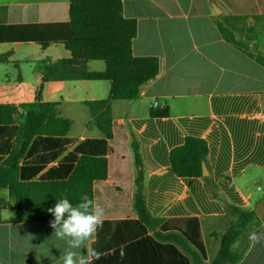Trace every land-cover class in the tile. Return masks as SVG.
I'll list each match as a JSON object with an SVG mask.
<instances>
[{"label": "crops", "instance_id": "crops-1", "mask_svg": "<svg viewBox=\"0 0 264 264\" xmlns=\"http://www.w3.org/2000/svg\"><path fill=\"white\" fill-rule=\"evenodd\" d=\"M69 10V0H0V25L15 27L24 36L0 43V55L11 52L9 62L0 63V104L33 102L41 83L35 67L71 57L63 43L42 47L36 42L48 39L56 24L68 22ZM122 11L137 23L134 56L159 60L158 75L142 85L137 99L112 102L113 119L129 136L132 177L139 170L131 149L135 136L148 210L164 220L198 217L209 263L230 220L222 218L225 206L203 178H180L172 172L170 152L187 135L204 138L208 172L222 196L247 209H255L264 198V0H124ZM98 61H89V70L104 71L106 63ZM109 91L108 80L43 83V100L59 101L60 116L73 122L68 136L74 144L64 155L85 138L102 137L96 127H89L84 102L106 98ZM165 106L169 116H150L152 107ZM251 231L264 233V218L253 221L232 245L233 251L243 253L233 264H264V242L253 245ZM53 232L50 222L0 223V264H60L67 245ZM99 233L106 238L102 227L87 242L89 248Z\"/></svg>", "mask_w": 264, "mask_h": 264}, {"label": "trees", "instance_id": "trees-1", "mask_svg": "<svg viewBox=\"0 0 264 264\" xmlns=\"http://www.w3.org/2000/svg\"><path fill=\"white\" fill-rule=\"evenodd\" d=\"M123 1L69 0L70 20L56 24L48 39L36 42L42 47L63 43L71 57L48 59L35 67L41 83L33 102L0 104V223L50 222L54 217L47 210L57 199L66 195L76 204L87 194L101 206H110L104 216L113 218L103 219L106 238L99 233L92 243V249L102 256L93 258L91 264L236 263L243 253L233 251L232 245L259 218L255 209L228 202L210 174L203 175L209 153L204 138L187 135L182 145L171 150L169 159L176 176L203 178L211 195L225 206L222 218L230 224L209 263L198 217L164 220L148 210L140 143L135 136L131 149L139 170L135 179L132 177L129 136L124 125L113 119L112 102L137 99L142 85L158 75L159 60L134 56L137 23L124 17ZM17 31L0 25V43L23 38ZM10 55H0V63L9 62ZM92 60L104 61L106 69L89 70ZM66 80H108L110 91L106 98L84 102L91 116L89 127H96L102 137L85 138L64 155L74 144L68 136L73 122L60 116L59 101H44L41 90L44 82ZM169 115L168 106L150 109L152 117ZM5 210L16 217L4 218Z\"/></svg>", "mask_w": 264, "mask_h": 264}, {"label": "clouds", "instance_id": "clouds-1", "mask_svg": "<svg viewBox=\"0 0 264 264\" xmlns=\"http://www.w3.org/2000/svg\"><path fill=\"white\" fill-rule=\"evenodd\" d=\"M47 211L54 217L50 221L53 236L67 245L58 259L60 264H91L92 258H101L102 253L89 248L87 243L102 227L105 210L100 204L87 194L80 197V202L73 204L65 195ZM248 239L253 245L259 244L264 242V233L251 231ZM82 249L86 251H80Z\"/></svg>", "mask_w": 264, "mask_h": 264}, {"label": "water", "instance_id": "water-1", "mask_svg": "<svg viewBox=\"0 0 264 264\" xmlns=\"http://www.w3.org/2000/svg\"><path fill=\"white\" fill-rule=\"evenodd\" d=\"M209 174L208 169L205 164H203V175L207 176ZM255 212L259 219L264 218V198L256 203Z\"/></svg>", "mask_w": 264, "mask_h": 264}, {"label": "rangeland", "instance_id": "rangeland-1", "mask_svg": "<svg viewBox=\"0 0 264 264\" xmlns=\"http://www.w3.org/2000/svg\"><path fill=\"white\" fill-rule=\"evenodd\" d=\"M97 63H99V65H103L104 66V62L103 61H98ZM13 70H11V72H12ZM5 197H7V194H5V192H4V194H3ZM20 216H23L22 214L20 215ZM3 217L4 218H6V219H8V218H11V217H16V215H12V214H10V212L8 211V210H5V211H3ZM14 257V256H13ZM13 257H11V259H13ZM15 260H16V257L14 258Z\"/></svg>", "mask_w": 264, "mask_h": 264}]
</instances>
